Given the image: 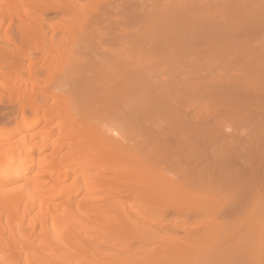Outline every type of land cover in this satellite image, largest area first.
Listing matches in <instances>:
<instances>
[{"label":"bare ground","instance_id":"6f19581e","mask_svg":"<svg viewBox=\"0 0 264 264\" xmlns=\"http://www.w3.org/2000/svg\"><path fill=\"white\" fill-rule=\"evenodd\" d=\"M163 1L0 0V264H264V0Z\"/></svg>","mask_w":264,"mask_h":264},{"label":"rangeland","instance_id":"374dc122","mask_svg":"<svg viewBox=\"0 0 264 264\" xmlns=\"http://www.w3.org/2000/svg\"><path fill=\"white\" fill-rule=\"evenodd\" d=\"M110 1H111V0H110ZM113 1H114V0H113ZM117 1H118V0H117ZM138 1H140V0H134V2H138ZM154 1H155V0H154ZM154 1H153V2H154ZM156 1H157V5H158V0H156ZM161 1H163V0H161ZM164 1H165V0H164ZM164 1H163V2H164ZM168 1H170V0H168ZM173 1H174V2H173ZM177 1H178V0H177ZM177 1L172 0L171 3H177ZM187 1H190V0H187ZM191 1H193V4L196 3V6H197V4H200V3H201V4H200V5H201L200 7H203V6H204L203 8H201L202 10L199 12V13L202 14V12H203L204 10L206 11L205 6H206V7H207V6H210L209 4L215 6V5H216L215 3H216L217 0H216V1L214 0V1H213V2H215V3H213L212 0H208V1H206V0H203V1H202V0H201L202 2L205 1L204 5H203L202 2H199L200 0H191ZM142 2H149V3H151L152 1H150V0H149V1H148V0H147V1H146V0L143 1V0H142ZM142 2H141V4H140V2H138V4H140L141 7H142V4H143ZM153 2H152V3H153ZM179 2H180V0H179ZM183 2H184V1H183ZM185 2H186V1H185ZM194 2H195V3H194ZM206 2H207V4H206ZM218 2H219V1H218ZM218 2H217V7L219 6V5H218ZM220 2H221V0H220ZM116 3H117V2H116ZM152 3H151V4H152ZM154 3H155V2H154ZM160 3H161V2H160ZM164 3H165V2H164ZM166 3H167V0H166ZM166 3H165V4H166ZM187 3H189V2H187ZM144 4H145V5H143V7H144V8H147L146 3H144ZM147 4H148V3H147ZM151 4H148V5L151 6V7H154V6H155L154 4H152V5H151ZM155 4H156V3H155ZM162 4H163V3H162ZM162 4H160V5H162ZM205 4H206V5H205ZM219 4H220V3H219ZM135 5H136V3H135ZM187 5H188V4H187ZM187 5H186V6H187ZM136 6H138V5H136ZM149 6H148V7H149ZM191 6H192V2H191ZM194 6H195V5H194ZM194 6H193V7H194ZM141 7H140V8L138 7V8L141 9ZM151 7H150V8H151ZM187 7H188V6H187ZM189 7H190V6H189ZM200 7H199V8H200ZM217 7H215V9H217ZM144 8H143V9H144ZM150 8L146 9V11H147V10H150ZM195 8L197 9V7H195ZM210 8H212V7H210ZM151 9H152V8H151ZM207 9H208V8H207ZM141 11H144V12H145V9H144V10H141ZM194 11H195V10H194ZM211 11H212V10H211ZM211 11H210V12H211ZM216 11H217V10H216ZM148 12H149V11H148ZM196 12H197V11H196ZM213 12H214V11H213ZM189 13H190V12H189ZM193 13H194V12H193ZM207 13H208V12H207ZM214 13H215V12H214ZM187 14H188V13H187ZM195 14H196V13H195ZM203 14H204V12H203ZM208 14H209V13H208ZM180 16H182V15H180ZM208 16H209V15H208ZM122 17H124V16H122ZM202 17H203V18H202ZM213 17H215V16H213ZM182 18H183V17H182ZM188 18H189V16H188ZM193 18H194V17H193ZM196 18H197V17H196ZM198 18H201L202 20L205 19V17H204L203 15H202V16L200 15ZM207 18H209V17H207ZM211 18H212V15H211ZM120 19L122 20L121 22H123V23H121V24H126V27H125V25H122V27H124V30H123L124 32L122 31L123 28H122L121 26H120V28L117 27L118 25H117L116 27L118 28V30L120 29V32L122 31V35H121V33H119L118 30H114L116 27H115L114 29H112V30H113L112 32H114V31L117 32V31H118L117 33L124 37V35H126L125 32H127V34H129V36H130V34L132 33L130 30L133 31V29L135 30L136 28H138V26L135 25V23L132 22V20H133L134 18H126V19H125V17H124L125 20H124L123 18H120ZM120 19L117 18V20H116L115 22H116V23H117V21L119 22ZM123 20H124V21H123ZM206 20H207V19H206ZM208 20H209V19H208ZM115 22H114L113 24H115ZM129 22L133 23L134 26L131 25L132 27L130 26V30H127V29H129V25H130V24H129V25L127 24V23H129ZM111 25H112V24H111ZM108 26H110V25H108ZM133 27H134V28H133ZM104 28H105V27H104ZM106 28H107V27H106ZM112 28H113V27H112ZM110 29H111V27H110ZM138 29H140V28H138ZM104 30H106V29H103V30L101 29V30H100L101 35H103V34L105 33V32H103ZM107 30H108V29H107ZM107 30H106V32L111 33V30H108V31H107ZM126 30H127V31H126ZM136 30H137V29H136ZM147 32H148V31H147ZM147 32H146V33H147ZM108 33H107V34H108ZM117 33H116V35H117ZM146 33H145V36H147ZM97 34H99V31L97 32ZM107 34H106L105 36H106L108 39H109V38H114V36L111 37V36L114 35V34L111 33V36H107ZM123 34H124V35H123ZM134 34H136L135 31H134ZM134 34H133V36H134ZM148 34L151 35V38H150V39H153V37H152L153 35H152L151 31H150ZM153 34H154V33H153ZM108 35H110V34H108ZM120 35H119V36H120ZM204 35H205V37H207V38L210 37V33H207V34H204ZM129 36H128V37H129ZM117 37H118V36H117ZM126 37H127V36H126ZM126 37H125V38H126ZM115 38H116V37H115ZM134 38H135V37H134ZM134 38H133V39H134ZM142 38H145L144 41H145V40L148 41V40H147L148 37H142ZM102 39H104V35H103V38H102ZM117 39H118V40H117ZM117 39H116V42H117V41H120V39L123 41V39H122L121 37H120V38H117ZM126 39H127V38H126ZM133 39H132V40H133ZM213 39H214V37H212L211 39H208V40L206 39V41H205V40L202 39V36H201V38H200L201 42H202V41H205V42L207 43V45H208V46L205 45L206 49H205L204 51H206V53L203 52V53H202L203 55H204V53H205V56H207V55H209V54L212 53V51H213V49H214V44H216V42H215ZM111 40H112V39H111ZM111 40H109V41H111ZM113 40H114V39H113ZM124 40H125V39H124ZM127 40H131L130 37H129V39H127ZM139 40H141V42L143 41L141 38H140ZM162 40H163V39H162ZM200 40L197 41V42H199V44H198V43H197V44H198L199 46H203V45L200 44V43H201ZM101 41H103V40H101ZM101 41H100V42H101ZM107 41H108V40H107ZM107 41H106V44L108 43ZM134 41H135V40H134ZM136 41H137V39H136ZM150 41H153V40H150ZM159 41H161V40H159ZM163 41H164V40H163ZM163 41H162V43H163ZM195 41H196V40H195ZM195 41H190V42H195ZM103 42H104V41H103ZM125 42H126V41H125ZM129 42H130V41H129ZM129 42H127V44H129V45H128V47H127V45H126V49H127V48L129 49V46H131L132 44H133L132 46L135 47V45H136L135 42H134L135 44H134V43L130 44L132 41H131L130 43H129ZM157 42H158V40H157ZM112 43H113V42H112ZM145 43H147V42H145ZM162 43H160V44H158V45H161ZM164 43H165V42H164ZM203 43H204V42H203ZM203 43H202V44H203ZM101 44H102V43H101ZM117 44H118V42H117ZM119 44H120V43H119ZM122 44H123V43L121 42V44H120L121 47H125V46H122ZM125 44H126V43H125ZM137 44H138V45L140 44L139 46H141V43L138 42ZM142 44L144 45L143 42H142ZM149 44H151V43L149 42ZM152 44H154V43L152 42ZM152 44H151V45H152ZM165 44H166V43H165ZM168 44H169V43H168ZM186 44H187V43H186ZM108 45H110V44L108 43ZM108 45H106V46H108ZM115 45H116V44H115ZM143 45H142V46H143ZM145 45L147 46V44H145ZM151 45H150V46L148 45V46L151 47ZM110 46H112L111 48L113 49V45H110ZM116 46H117V45H116ZM116 46H114V47H116ZM142 46L139 48V50L142 48ZM146 46H143L144 48L141 49V50H143V52H146L145 54H148V51H147L148 48L146 49V48H145ZM155 46H157V45H155ZM164 46H165V45H164ZM167 46H168V45H167ZM167 46H166V47H167ZM178 46H179V45H178ZM108 47H109V46H108ZM133 47H132V48H133ZM137 47H138V46H137ZM137 47H136V48H137ZM153 47H154V45H153ZM153 47H152V49H154ZM166 47H165V48H166ZM180 47H181V45H180ZM180 47H179V48H180ZM104 48H105V47H104ZM109 48H110V47H109ZM109 48H106V49L109 50ZM118 48H120V47L118 46ZM118 48H115V49H118ZM158 48H159V47H158ZM181 48H182V47H181ZM200 48H201V47H200ZM121 49H122V48H121ZM121 49H120V50H121ZM134 49H135V48H133V50H131V49H129V50H130V51H134V52L136 53L137 51H135ZM137 49H138V48H137ZM156 49H157V47H155L154 50L156 51ZM159 49H161V47H160ZM183 49H184V50H190V52H192L191 48H190V47H187L186 45H185V47H184ZM196 49L198 50V48H196ZM203 49H204V48H203ZM124 50H125V49H123V51H124ZM148 50H149V49H148ZM154 50H153V51H154ZM109 51H110V50H109ZM111 51H112V50H111ZM150 51H151V50H150ZM157 51H158V50H157ZM115 52H116V51H115ZM134 52H133V53H134ZM139 52H140V51H139ZM198 52H200V51H198ZM112 53H113V52H112ZM117 53H118V52H117ZM119 53H120V51H119ZM127 53H128V52L126 51V54H127ZM137 53H138V52H137ZM193 53L198 54L197 52H195V50L193 51ZM200 53H201V52H200ZM200 53H199V55H201ZM139 54L142 55V53H139ZM120 55H121V54H120ZM122 55H123V54H122ZM122 55H121V56H122ZM124 55H125V54H124ZM128 55H129V54H128ZM136 55H138V54H136ZM143 55H144V54H143ZM131 56H132V54H131ZM122 57H123V56H122ZM126 57H127V55H126ZM126 57H125V58H126ZM128 57H129V56H128ZM132 57H133V56H132ZM134 57H135V56H134ZM4 92H5V91H2V92L0 91V95H2ZM5 95H6V96H5ZM8 95H9V94H8V93L6 94V92H5V94L2 95L3 97H4V96L6 97V98L4 97L6 100H4V98L2 97V100H0V102L2 101L4 104H3V103H0V105L2 104L1 106H3V105H7L8 101H9V99H10ZM7 96H8L9 99L7 98ZM0 99H1V96H0ZM10 100H11V99H10ZM6 102H7V103H6ZM9 102H10V101H9ZM0 120H2V121L0 122V124H2V122L5 121V119H3V118L1 119V117H0Z\"/></svg>","mask_w":264,"mask_h":264}]
</instances>
